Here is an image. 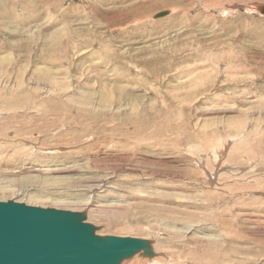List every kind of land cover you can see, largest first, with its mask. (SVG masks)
<instances>
[{
	"label": "rangeland",
	"instance_id": "374dc122",
	"mask_svg": "<svg viewBox=\"0 0 264 264\" xmlns=\"http://www.w3.org/2000/svg\"><path fill=\"white\" fill-rule=\"evenodd\" d=\"M261 6L0 0V201L84 211L160 264H264Z\"/></svg>",
	"mask_w": 264,
	"mask_h": 264
},
{
	"label": "water",
	"instance_id": "95a60500",
	"mask_svg": "<svg viewBox=\"0 0 264 264\" xmlns=\"http://www.w3.org/2000/svg\"><path fill=\"white\" fill-rule=\"evenodd\" d=\"M138 253L154 256L148 239L98 235L84 211L0 201V264H120Z\"/></svg>",
	"mask_w": 264,
	"mask_h": 264
},
{
	"label": "bare ground",
	"instance_id": "6f19581e",
	"mask_svg": "<svg viewBox=\"0 0 264 264\" xmlns=\"http://www.w3.org/2000/svg\"><path fill=\"white\" fill-rule=\"evenodd\" d=\"M141 264H160V263L156 258L152 257L149 258L148 260H145V262L144 263L142 262Z\"/></svg>",
	"mask_w": 264,
	"mask_h": 264
}]
</instances>
